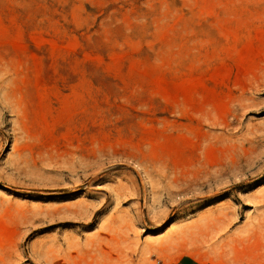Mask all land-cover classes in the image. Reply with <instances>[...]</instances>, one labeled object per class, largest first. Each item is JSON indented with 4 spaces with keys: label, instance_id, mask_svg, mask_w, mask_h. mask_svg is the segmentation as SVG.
I'll return each instance as SVG.
<instances>
[{
    "label": "rangeland",
    "instance_id": "374dc122",
    "mask_svg": "<svg viewBox=\"0 0 264 264\" xmlns=\"http://www.w3.org/2000/svg\"><path fill=\"white\" fill-rule=\"evenodd\" d=\"M0 264H264V0H0Z\"/></svg>",
    "mask_w": 264,
    "mask_h": 264
},
{
    "label": "bare ground",
    "instance_id": "6f19581e",
    "mask_svg": "<svg viewBox=\"0 0 264 264\" xmlns=\"http://www.w3.org/2000/svg\"><path fill=\"white\" fill-rule=\"evenodd\" d=\"M206 181V180H205Z\"/></svg>",
    "mask_w": 264,
    "mask_h": 264
}]
</instances>
